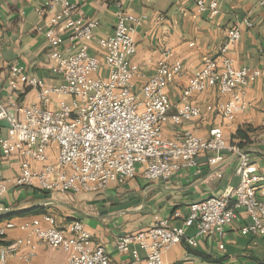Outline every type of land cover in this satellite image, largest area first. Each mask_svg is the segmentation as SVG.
<instances>
[{
  "label": "built area",
  "instance_id": "1",
  "mask_svg": "<svg viewBox=\"0 0 264 264\" xmlns=\"http://www.w3.org/2000/svg\"><path fill=\"white\" fill-rule=\"evenodd\" d=\"M193 1L199 13L215 17L220 12L221 0ZM117 6L115 30L109 37L96 39L99 54H94L90 49L100 20L77 15V0H44L39 13L58 9L46 36L51 69L62 81L51 84L28 73L19 62L9 65L10 89L35 90L37 100L28 104L18 99L0 102V119L10 122L7 135L1 139V153L5 158H22L18 176L10 183L0 182V195L9 185L47 193L96 192L134 178L140 166H144L143 174L149 180H170L176 172L198 168L201 152L210 154V164H217L224 160L225 150H232L240 157L236 172L241 181L230 195L192 202L181 224L170 217L156 216L147 229L118 237V249L138 259L137 250L132 249L137 244L146 251V264H165V251L184 239L191 246L198 244L197 236L211 235L222 241L239 208L250 219L241 227L242 234H264V172L253 170L249 154L237 144H229L222 127L212 128L207 137L190 131L177 139L163 135V124L168 120L181 124L202 117V107L192 101V96L208 88L226 96L216 106L228 120H234L249 106L248 87L262 71L236 67L231 52L241 38L242 27H253V21L247 16L239 19L219 47L220 57L204 59L171 113L167 88L184 76L182 61L174 59L171 47L164 46L155 74L136 90L135 77L140 68L132 62L137 51L134 32L144 17L121 2ZM104 67L107 75L99 74ZM52 145L58 146L55 162L50 161ZM32 161L42 166L34 167ZM190 227L195 228V236L186 234ZM14 228L24 231V236L8 240V230ZM38 244L62 248L70 264H110L98 245L92 246V234L83 222L59 228L53 215L1 225L0 264H8V254L18 252L22 245L29 250L20 258L25 264H33ZM220 247L224 248V242Z\"/></svg>",
  "mask_w": 264,
  "mask_h": 264
},
{
  "label": "crops",
  "instance_id": "2",
  "mask_svg": "<svg viewBox=\"0 0 264 264\" xmlns=\"http://www.w3.org/2000/svg\"><path fill=\"white\" fill-rule=\"evenodd\" d=\"M77 15L100 20L90 52L99 54L96 39L113 34L117 22V3L144 19L136 25L134 39L137 51L132 62L139 66L135 89L140 90L145 80L155 74L160 49L171 47L174 59L184 65V76L167 88L172 111L180 104V93L190 77L203 66L208 56L218 55L219 47L229 31L242 17H249L254 25L242 27V35L231 55L236 67L260 68L258 80L248 87L249 106L238 113L234 120L223 117L217 102L225 99L217 89L208 88L192 96V101L202 107V117L176 124L171 120L163 124L165 138L177 139L185 131L207 137L214 127H222L229 144H237L246 151L253 170L264 172V3L263 0H221L220 12L215 17L199 13L193 0H77ZM44 0H0V102L18 99L23 104L37 100L35 90L15 92L8 86L9 65L19 62L28 73L60 83L61 78L51 66L50 49L46 36L58 9L39 13ZM101 75H107L104 67ZM12 111H10V114ZM8 119H0L1 139L7 135ZM250 127L249 139L235 137L239 128ZM58 146L49 150L50 161L57 160ZM210 154L201 152L198 168L176 172L170 180H149L144 166L136 176L123 184L112 183L96 192L80 194L47 193L34 187H14L0 195V229L5 222L16 223L32 220L45 214L53 215L57 227L64 228L72 221H81L92 234V246H104L110 264H146V251L137 250L138 259L130 252L118 249V237L147 229L156 216L170 217L181 224L189 213L192 202L211 196H227L240 184L236 170L240 162L236 151L225 150L224 160L210 164ZM22 158L14 155L5 158L0 145V182L10 183L20 173ZM34 167L42 163L32 161ZM250 221L244 209H237V216L227 227L222 241L211 235L197 236L198 244L191 246L184 239L168 248L165 264H264V234H242L241 227ZM188 236H195L193 227L186 229ZM24 236L19 228L9 229L7 239ZM224 242V248L220 247ZM29 247L22 245L18 252L8 254V264H25L20 255ZM33 264H70L62 248L38 244Z\"/></svg>",
  "mask_w": 264,
  "mask_h": 264
},
{
  "label": "trees",
  "instance_id": "3",
  "mask_svg": "<svg viewBox=\"0 0 264 264\" xmlns=\"http://www.w3.org/2000/svg\"><path fill=\"white\" fill-rule=\"evenodd\" d=\"M251 130L252 129L249 126L244 128L243 127L239 128L235 134V137L241 139L242 141H246L249 139V132Z\"/></svg>",
  "mask_w": 264,
  "mask_h": 264
},
{
  "label": "bare ground",
  "instance_id": "4",
  "mask_svg": "<svg viewBox=\"0 0 264 264\" xmlns=\"http://www.w3.org/2000/svg\"><path fill=\"white\" fill-rule=\"evenodd\" d=\"M45 215H49V214H45ZM78 224H82V222L81 221H72L71 223H69V225H78ZM98 248H100V251H103V259L109 260V255H108L105 247L100 245V246H98Z\"/></svg>",
  "mask_w": 264,
  "mask_h": 264
}]
</instances>
